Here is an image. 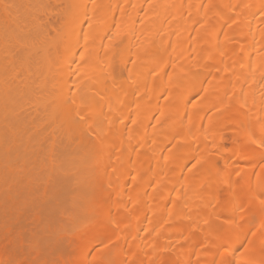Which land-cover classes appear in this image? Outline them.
<instances>
[{"label": "bare ground", "instance_id": "6f19581e", "mask_svg": "<svg viewBox=\"0 0 264 264\" xmlns=\"http://www.w3.org/2000/svg\"><path fill=\"white\" fill-rule=\"evenodd\" d=\"M262 137L264 0H0V217L70 228L0 264H264Z\"/></svg>", "mask_w": 264, "mask_h": 264}, {"label": "rangeland", "instance_id": "374dc122", "mask_svg": "<svg viewBox=\"0 0 264 264\" xmlns=\"http://www.w3.org/2000/svg\"><path fill=\"white\" fill-rule=\"evenodd\" d=\"M228 140H230V139H228ZM228 140H227V142H228ZM228 145L229 144L227 143V146ZM230 145H231V142H230ZM45 148H46V146H45ZM44 156L46 157L47 155H43V157ZM41 162L43 163L42 166H41V163L38 162L40 167H39V165H37L36 161H34V162L31 161L30 162V163H32L31 166H32L33 169H34V167H37V166L39 167V168H35L34 170L32 168H30V169H32L33 173L36 174V176H34L35 174L33 175L32 171H31V173L33 175V178H34V182L30 185V187H27L22 192L18 193L19 195L21 194L20 196L18 195L19 198L17 197V195L15 196V199H16V197H17L18 200L20 199L18 201V205H17L20 208H15L17 206L10 207L9 211L6 210V211L9 212V214L7 215L8 217L6 216L7 212L4 211V212H6L4 214H5V217L8 218L9 224H8L6 218L4 217V214L1 213V214H3V217L5 218V219L2 220V224H3V221L5 222V220H6L7 223L3 224V225L0 223V225H1L0 227H3L2 228L3 231L8 232L9 234L17 237L21 242H23V247H24V249L26 251H29V252L34 251V247H35L34 241L31 240L33 238L34 240H37V242H39L40 245L42 243L45 244V245H41V246H43L42 247L43 253H45V252L47 253L48 252V248L51 247L52 245L59 244L60 246H63V248H64L66 246L67 242L70 241V238L69 239H67V237L65 238V235H64V237H60V238H57V239L51 238L53 235L50 232V229H51V231H52V229H55V230L57 229V231L59 233H61L60 232L61 229H62L61 224L63 225V227L65 226L67 228V230H69L70 228L67 227L68 223H66V221L59 220V218H58V217H60L59 215H58V217L51 218L49 215H46V213H44L45 212L44 206L46 207L45 203H48L47 199L44 198L45 197L44 193L47 190V181H46V179L44 177H45V175L48 172V161L45 162V163L43 161H41ZM44 164H46V166ZM44 167H45V169H44ZM41 169L44 170V172H42V175H44V177H42V175L40 174L41 171H42ZM45 170H47V171L45 172ZM66 171H68V170H66ZM68 172H66V173H68ZM66 173H65V167H64V175H63V171H62V175H61L62 176L61 177V182H62L61 189L63 187L64 190H67V188H70V187H66V186L68 184L70 185L71 183H72V185H70L71 188L72 187L74 188L76 186L75 183H74L75 186H73V182H75L74 178L79 175V173H76V172H74V170H71L68 173L69 177L65 178V177H67L65 175ZM69 174L71 175V177H70ZM35 177H36V179H35ZM62 178H63V180H62ZM70 180H72L71 183H69ZM64 186H65L66 189L64 188ZM72 192L73 191H70V189H69V193H71V195H72ZM63 193H64V191H63ZM45 195L47 196V194H45ZM63 195H67V196H64V200L67 199V201L64 202L66 204V206H67L68 202H69L68 200H70L71 196H69L68 193L67 194H63ZM47 198H49V196H47ZM68 208H69V212H70L69 205H68ZM64 210L65 209L63 208V213L66 214V212L68 210H66V212ZM1 211L2 210H0V212ZM46 212H47V210H46ZM47 214H48V212H47ZM67 215L68 214H66V217H64L65 219H67V217H68ZM3 217H0V218H3ZM56 218H58V219L56 220ZM60 218L63 219L62 216ZM18 231H20V235L19 236H18ZM35 231H36V233L37 232L38 233L35 234L34 233ZM39 231H40V234H39ZM58 232H56L55 234H57ZM38 234L40 235L39 238L37 237ZM71 236H72V234H71ZM46 245H47L48 248L46 247ZM40 249L41 248L39 247V250ZM35 254L36 253L31 254L30 257H33Z\"/></svg>", "mask_w": 264, "mask_h": 264}, {"label": "snow or ice", "instance_id": "6c2138e0", "mask_svg": "<svg viewBox=\"0 0 264 264\" xmlns=\"http://www.w3.org/2000/svg\"><path fill=\"white\" fill-rule=\"evenodd\" d=\"M81 119H83V118H81ZM261 145L264 146V137H262V139H261ZM241 246H243V242H241ZM222 247L226 248V246H223V245H222ZM227 264H231V261H228Z\"/></svg>", "mask_w": 264, "mask_h": 264}]
</instances>
